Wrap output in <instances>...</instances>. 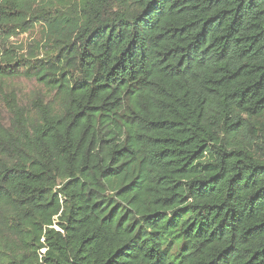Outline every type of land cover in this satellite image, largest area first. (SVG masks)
Segmentation results:
<instances>
[{
  "label": "trees",
  "instance_id": "trees-1",
  "mask_svg": "<svg viewBox=\"0 0 264 264\" xmlns=\"http://www.w3.org/2000/svg\"><path fill=\"white\" fill-rule=\"evenodd\" d=\"M16 78L0 264H264V0H0Z\"/></svg>",
  "mask_w": 264,
  "mask_h": 264
},
{
  "label": "rangeland",
  "instance_id": "rangeland-1",
  "mask_svg": "<svg viewBox=\"0 0 264 264\" xmlns=\"http://www.w3.org/2000/svg\"><path fill=\"white\" fill-rule=\"evenodd\" d=\"M38 36V28L30 32L18 31L17 36L10 39L8 47L15 48L22 56L29 55L30 46L38 39ZM6 94L14 97L15 101L20 102L21 105L31 108L37 98L46 99L49 96V91L35 80L16 78L9 81L6 89L0 91V121L4 123H7L10 119L7 104L4 100Z\"/></svg>",
  "mask_w": 264,
  "mask_h": 264
}]
</instances>
